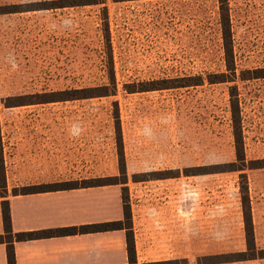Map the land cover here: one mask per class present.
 Returning a JSON list of instances; mask_svg holds the SVG:
<instances>
[{"label":"rangeland","instance_id":"374dc122","mask_svg":"<svg viewBox=\"0 0 264 264\" xmlns=\"http://www.w3.org/2000/svg\"><path fill=\"white\" fill-rule=\"evenodd\" d=\"M227 5L235 74L218 0H0L13 12L0 14V196L112 180L136 264H203L246 252L244 174L264 251V78L253 79L264 75V0ZM221 74L225 83L210 84ZM197 77L202 85L175 88ZM165 80L173 88L128 93ZM101 87L109 96L8 107ZM231 95L246 165L236 172ZM40 165L55 172L28 173Z\"/></svg>","mask_w":264,"mask_h":264},{"label":"crops","instance_id":"0c3cea01","mask_svg":"<svg viewBox=\"0 0 264 264\" xmlns=\"http://www.w3.org/2000/svg\"><path fill=\"white\" fill-rule=\"evenodd\" d=\"M52 169L40 165L28 173L44 178L55 172ZM7 200L15 234L119 222L124 217L117 186L13 195ZM1 202L0 236L4 235ZM13 247L16 264H128L124 230L15 242ZM0 264H7L5 244H0Z\"/></svg>","mask_w":264,"mask_h":264},{"label":"trees","instance_id":"16d2710c","mask_svg":"<svg viewBox=\"0 0 264 264\" xmlns=\"http://www.w3.org/2000/svg\"><path fill=\"white\" fill-rule=\"evenodd\" d=\"M218 2H219L220 27H221V35H222L226 68H228L230 72H233V74H235L227 0H218ZM82 5H86V4L80 3V4H76V5L74 4V5H68V6L72 7V6H82ZM10 13H13V12L12 11L0 12V14H10ZM258 72L260 71H256L255 74H258ZM111 78L113 79L114 75H112ZM224 78H225L224 75L221 74L217 76L216 80L210 81V84L225 83L226 81L224 80ZM258 78H264V75H259V76L256 75L253 79H258ZM168 82L169 81L165 80V81H162L163 84L160 86L142 87V88L128 91V93L133 94V93L150 92V91L173 88L172 85H165ZM202 84H203L202 78L197 77L195 83L183 84L179 86L177 85L175 88L200 86ZM101 88L102 89L100 88L84 89V90H79V91H73L70 93H54L50 95L52 97L44 99V100L32 101L30 103L21 102L16 105H8V107L23 106V105H28V104H45V103L66 102V101H74V100H87L91 98H100V97L109 96L108 90L105 89L107 87H101ZM66 95L68 96L66 97ZM231 96L233 98L232 99L233 101L231 102V106H232V117L234 120L233 121L234 128L239 129V132L235 133L236 159L242 165H241V169L233 168L229 172H232V171L236 172V171L244 170L246 165H245V157H244V152H243V144H242V139L240 135L239 109H238V105L236 101V96L234 95H231ZM117 151H118V155L120 158V164L123 168L124 166L123 148H122V139L120 136L117 139ZM251 165L252 166L249 169H257L255 166H253L254 163H251ZM230 167H234V165H231ZM261 167L264 168V163ZM186 172L189 173L192 171L188 170ZM221 172L222 171L206 172L203 174H215V173H221ZM198 174L199 173L194 172V173H190L189 175H198ZM168 178H171V177H163L161 179H168ZM240 178L244 182L240 186V193H241L240 202H241L243 222H244V227H245V242H246V248H247L246 252L214 256V257H206L203 259L205 260L203 264H221V263L255 261L257 259H264V251H256V248H255L253 223H252L251 208H250L249 197H248L246 177L244 174H242L240 175ZM118 184L119 183L114 182L112 180H110V183L101 182L95 185H90L87 183L80 184L79 182H68V183H63V184L47 186V188L36 187L29 192H26L23 194H15L14 196L31 195V194L48 193V192H62V191H71V190L86 189V188L106 187V186H116ZM0 199H2L1 214H2L3 229H4V235L0 236V244L6 245L7 264H16L15 255H14V247H13L15 242H26V241L37 240V239L86 235V234L112 232V231H119V230H124L126 232V251H127V256H128V264H136V255L134 251L132 236L130 234L131 232V227L129 226L130 216L128 212L126 211L125 201L123 202V214H124L123 216L124 217H123V220L119 222L83 225L79 227H68V228H61V229H51V230H45V231L24 232V233L15 234L13 233L12 227H11L10 208H9V202L7 200V197L0 196ZM123 199L124 197L122 194V201Z\"/></svg>","mask_w":264,"mask_h":264}]
</instances>
